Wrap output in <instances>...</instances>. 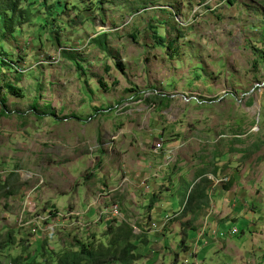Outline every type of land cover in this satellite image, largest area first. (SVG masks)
<instances>
[{"label":"rangeland","instance_id":"374dc122","mask_svg":"<svg viewBox=\"0 0 264 264\" xmlns=\"http://www.w3.org/2000/svg\"><path fill=\"white\" fill-rule=\"evenodd\" d=\"M229 1L56 0L10 38L0 71V233L18 239L9 257L43 239L57 249L59 230H85L89 207L97 241L112 220L100 214L120 200L149 244L135 264H264V0ZM149 23L174 45L156 47ZM102 33L105 48L92 42ZM219 152L230 165L206 174L209 207L191 225L165 221ZM220 203L226 220L214 217ZM52 205L64 218L39 235L33 222ZM183 228L194 254L179 249Z\"/></svg>","mask_w":264,"mask_h":264},{"label":"trees","instance_id":"16d2710c","mask_svg":"<svg viewBox=\"0 0 264 264\" xmlns=\"http://www.w3.org/2000/svg\"><path fill=\"white\" fill-rule=\"evenodd\" d=\"M47 1L48 0H0V71L5 70V64L8 65V63L13 61L9 58L6 50V46L8 45L10 38L17 37L16 34L19 33L22 26L33 22L36 14L47 15L45 10L55 7L56 0H54L53 4H48ZM234 1L236 0H230L229 3L233 4ZM148 28L152 32V38L156 47L171 48L174 45L175 41L166 43L165 37L158 33L156 26L149 23ZM106 38L107 34L102 33L92 39V42L102 48H105ZM67 55L71 58V55ZM5 88L11 93L19 94L21 92L20 88H16L13 83L8 81L5 82ZM163 99L167 101L170 100L168 96H163ZM251 102L252 100L250 101V104ZM1 103L3 104V101H1ZM3 112L6 113V110L3 109L2 113ZM231 142L233 143V141ZM254 147L256 146L254 145ZM223 153L224 152H219V155L213 156L207 164L211 165L210 168L204 167L196 172V177L200 180L195 184L193 183L194 185L192 183L189 184L188 195L181 211L177 216L168 220V222H179L187 217H191L187 223L183 224L184 226L191 225L199 219L202 211L209 207L212 180L209 179L206 174H211L217 178L220 171H222V173L226 172L230 162L224 163L218 159V156L223 155ZM220 164L224 165L219 167ZM0 182H4L1 180V177ZM232 183L233 180L229 181V183L224 186V189L229 190ZM6 189H9L7 184L4 186L0 185V191ZM7 194L10 195L13 194V192L6 191L5 195ZM145 195H143V199ZM105 200L107 201L108 199ZM154 200L155 202L158 200L155 195L152 196L148 205L153 207L155 204ZM119 204L120 200H114L105 207L107 210H110L111 207ZM89 208L90 210L92 209V207ZM89 208L85 211V217L88 218V224H84L86 227L85 230H80L77 226L73 229L66 227L64 228L67 230L65 232L62 231L63 228L59 230L68 236L65 239H61V242L63 243L62 245L58 241L60 244L57 249H49L47 247L48 240L43 239L41 247L37 249V251L25 255V257L21 254L9 257L6 253L8 249L9 251L12 250V245L18 242V239L12 230H9V232L5 234L4 238H2V234L0 233V264H135L139 262L143 258L142 253L139 252V248H142L144 252L147 250L146 248L149 247L145 237V232L142 230L141 234L134 233V226L127 221L123 215L122 208L119 207L120 213L123 215L122 218L112 217L104 212V214H100V221H102V216L111 217L112 220L106 225L104 231L101 233L98 239L99 241H96V235L93 232H90V227L91 224L98 223L90 221L88 217ZM43 210L46 211L45 213L51 218H55L57 216L59 217L60 214L62 215L60 219L64 218L63 214L60 213L56 205L49 207L44 206ZM69 212L70 211H66L69 218L72 217L75 220H79V217L76 215H69ZM37 215L38 214H36V216ZM80 219H82V217ZM191 228L192 231L196 230L195 226H191ZM76 229H79L83 232V234H86V237H88L81 239L72 235L71 232ZM182 232L184 237L180 240L179 249H183V251L188 252L190 248L188 245L189 231L183 228ZM89 233H91V235ZM40 234L41 232H39V235ZM36 242H38V240H36ZM178 256L179 251L176 252V256L173 260H177Z\"/></svg>","mask_w":264,"mask_h":264},{"label":"built area","instance_id":"2783aa9c","mask_svg":"<svg viewBox=\"0 0 264 264\" xmlns=\"http://www.w3.org/2000/svg\"><path fill=\"white\" fill-rule=\"evenodd\" d=\"M117 111H118V110H117ZM156 148H157V150H158V149H161V148H162V142L157 143ZM26 199H29V197H27ZM26 203H28L27 200H26ZM107 214H108V215H111L112 217H116V218H121V217H122V215H121V213H120V211H119L117 205H114L113 207H111V209L109 210V213H107ZM60 217H61V214H60L59 217L57 216V217H55V218H51L49 215H48V216H37L36 219H37L38 221H34V222H33V225H34V227H37V226H38V231L41 232V231L39 230V226H40V225H44V226H46V225H50V223H52V226H51V227H57V226H58V221H59ZM36 219H34V220H36ZM165 219H166V220H170L171 217H169V216L166 215ZM27 222H29V221H26V223H27ZM135 228H137V227H135ZM35 232H37V231L35 230ZM35 232H34V233H35ZM41 233H42V232H41ZM237 233H238V229H237V228H233V229L230 231V234H231V235H234V234H237ZM210 235H211L212 237H217V231H215L214 233L211 231ZM196 250H197V245L195 244V246L192 247V248L189 250V252L194 254V253H196Z\"/></svg>","mask_w":264,"mask_h":264},{"label":"crops","instance_id":"0c3cea01","mask_svg":"<svg viewBox=\"0 0 264 264\" xmlns=\"http://www.w3.org/2000/svg\"><path fill=\"white\" fill-rule=\"evenodd\" d=\"M214 187V186H213ZM214 190H215V187H214ZM215 194H217V195H222V193L219 191V189H217V193H215ZM224 199V198H223ZM234 208H236V206L234 207ZM225 210H226V208H224L223 207V205H222V203H220V204H216L215 206H214V217L215 218H217V219H219V220H221V219H223V218H225V220H226V217L225 216H227L228 214H229V211H227V212H225ZM230 218L231 219H233V220H236V217L235 216H233L232 215V213H230ZM194 226V225H193ZM196 227V226H195ZM196 230H197V228H196ZM190 231H192V230H190ZM189 231V232H190ZM194 232L196 233V231L194 230ZM206 237V236H205ZM202 241V240H201ZM201 241H199V242H201ZM208 241H206L205 243H204V245H207L208 243H207ZM189 245V244H188ZM191 247V246H190Z\"/></svg>","mask_w":264,"mask_h":264},{"label":"clouds","instance_id":"9594fccd","mask_svg":"<svg viewBox=\"0 0 264 264\" xmlns=\"http://www.w3.org/2000/svg\"><path fill=\"white\" fill-rule=\"evenodd\" d=\"M176 214H177V213H176ZM165 221H166V219H165ZM191 248H192V247H190L189 250H190ZM196 251H197V250H196Z\"/></svg>","mask_w":264,"mask_h":264},{"label":"bare ground","instance_id":"6f19581e","mask_svg":"<svg viewBox=\"0 0 264 264\" xmlns=\"http://www.w3.org/2000/svg\"><path fill=\"white\" fill-rule=\"evenodd\" d=\"M117 206H118V205H117ZM118 209H119V206H118ZM119 211H120V210H119ZM179 212H180V211H179ZM179 212H178V213H179Z\"/></svg>","mask_w":264,"mask_h":264}]
</instances>
